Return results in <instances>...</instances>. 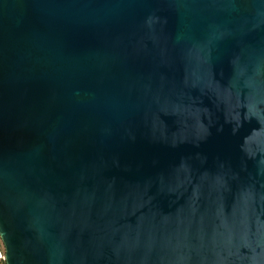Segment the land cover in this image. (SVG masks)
<instances>
[{
	"label": "water",
	"instance_id": "obj_1",
	"mask_svg": "<svg viewBox=\"0 0 264 264\" xmlns=\"http://www.w3.org/2000/svg\"><path fill=\"white\" fill-rule=\"evenodd\" d=\"M8 264H264V0H0Z\"/></svg>",
	"mask_w": 264,
	"mask_h": 264
},
{
	"label": "built area",
	"instance_id": "obj_2",
	"mask_svg": "<svg viewBox=\"0 0 264 264\" xmlns=\"http://www.w3.org/2000/svg\"><path fill=\"white\" fill-rule=\"evenodd\" d=\"M0 264H8L7 250L1 234H0Z\"/></svg>",
	"mask_w": 264,
	"mask_h": 264
}]
</instances>
